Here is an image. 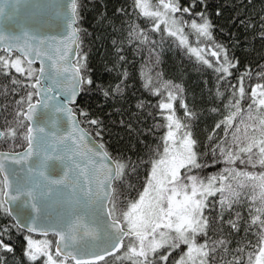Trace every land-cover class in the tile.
Wrapping results in <instances>:
<instances>
[{"label": "snow or ice", "instance_id": "snow-or-ice-1", "mask_svg": "<svg viewBox=\"0 0 264 264\" xmlns=\"http://www.w3.org/2000/svg\"><path fill=\"white\" fill-rule=\"evenodd\" d=\"M254 8L0 0V264H264V0ZM169 46L195 56L198 89L159 71ZM92 95L120 119L94 114Z\"/></svg>", "mask_w": 264, "mask_h": 264}, {"label": "trees", "instance_id": "trees-1", "mask_svg": "<svg viewBox=\"0 0 264 264\" xmlns=\"http://www.w3.org/2000/svg\"><path fill=\"white\" fill-rule=\"evenodd\" d=\"M122 2L123 0H99V3L101 5L104 4L107 5L110 14L112 13L113 5H118L119 3ZM152 2H155V0H152ZM233 3H235L237 7L241 9L243 8L244 4H248L249 7L255 5V8L253 10H258L259 8V0H208L209 10H213V11L216 6H220L224 4L232 5ZM229 11L230 9L224 8L222 16L214 17V19H216L220 27H224L227 24L226 17H228ZM93 15H95V13L90 12L88 16L85 18L86 20L85 27H89V30L91 32V36L87 37V40L90 42L89 43L90 49L96 55V63H97L96 75L101 76L104 70L100 65L99 55L102 53L103 49L107 47L109 37L107 35V29L103 25H99L96 23V21L91 19ZM225 39H227V37H225ZM190 42L196 43L195 38L193 36H190ZM257 45L259 46L258 41H257ZM247 58L253 61H255L256 59V57L251 55H249ZM161 60H162V64L159 67V71H161L165 79H174L176 82L183 83L188 87L189 90L198 89L200 87V82L202 79V77L200 76V69L197 66V61L195 59V56L193 54L187 53L186 49L184 50V52H180L177 48L169 46L168 50L163 52V54L161 55ZM129 61H131V56H129ZM253 67H255V63L253 64ZM111 75L115 76V73H111ZM101 78L105 82L109 80V76L107 74L102 75ZM254 82H257L254 78L251 80L247 77L245 78L246 85H250V83H254ZM147 99L151 100L152 97L147 96ZM84 100L86 102H90L91 104L95 105L92 109L94 114L101 117L106 124L109 121H112L114 124L116 121L120 119L119 112H116L114 115L109 113V108L115 106L107 102H103L102 98L98 99L96 95H92L90 97H84ZM113 131L121 132L122 130L119 128H113ZM113 140H115V137H113ZM125 140H127L126 133H125ZM16 142L20 143L19 140H17ZM6 147H8V145H6L3 140H0V149H4ZM14 150H18V149H14ZM253 242H254V238H253Z\"/></svg>", "mask_w": 264, "mask_h": 264}]
</instances>
